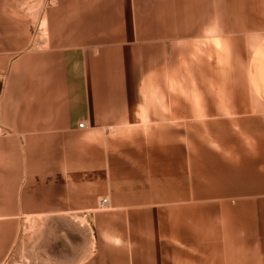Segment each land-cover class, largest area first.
I'll return each instance as SVG.
<instances>
[{
    "label": "crops",
    "instance_id": "crops-1",
    "mask_svg": "<svg viewBox=\"0 0 264 264\" xmlns=\"http://www.w3.org/2000/svg\"><path fill=\"white\" fill-rule=\"evenodd\" d=\"M118 1L0 0L2 241L33 218L28 264H264V1Z\"/></svg>",
    "mask_w": 264,
    "mask_h": 264
},
{
    "label": "rangeland",
    "instance_id": "rangeland-1",
    "mask_svg": "<svg viewBox=\"0 0 264 264\" xmlns=\"http://www.w3.org/2000/svg\"><path fill=\"white\" fill-rule=\"evenodd\" d=\"M123 1L124 0L118 1V11L123 10V8L125 9ZM261 1L263 2L264 0ZM103 197L109 199L108 196H101V198ZM23 220L21 226L16 228L14 234L15 240L13 243H4L2 241L3 229L0 228V256L10 247L8 258L1 264H28L29 256L34 259L37 254L43 255V249L35 250V247H43L44 243H35L29 241V238L30 236L44 234V227L39 226L40 222L35 221L33 218H24Z\"/></svg>",
    "mask_w": 264,
    "mask_h": 264
},
{
    "label": "built area",
    "instance_id": "built-area-1",
    "mask_svg": "<svg viewBox=\"0 0 264 264\" xmlns=\"http://www.w3.org/2000/svg\"><path fill=\"white\" fill-rule=\"evenodd\" d=\"M84 122L78 124V128H84ZM109 201L106 197L100 198L98 201V209L104 210L108 207Z\"/></svg>",
    "mask_w": 264,
    "mask_h": 264
}]
</instances>
